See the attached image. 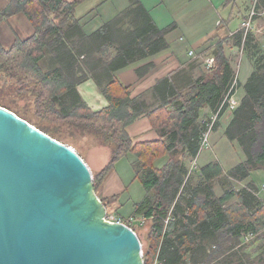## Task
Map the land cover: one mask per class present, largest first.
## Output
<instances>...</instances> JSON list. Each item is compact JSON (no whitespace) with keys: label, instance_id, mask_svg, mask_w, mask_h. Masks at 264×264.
I'll use <instances>...</instances> for the list:
<instances>
[{"label":"trees","instance_id":"obj_1","mask_svg":"<svg viewBox=\"0 0 264 264\" xmlns=\"http://www.w3.org/2000/svg\"><path fill=\"white\" fill-rule=\"evenodd\" d=\"M86 1L8 0L0 10V25L24 14L35 32L9 48L0 43V107L74 148L86 162L85 150L108 149L106 166L92 171L97 194L119 161L130 154L137 157L135 179L146 196L134 205L132 216L142 218L146 224L143 230L149 237L155 236L154 253L151 246L144 248L139 230L128 221L124 223L138 234L145 264H186L194 244L208 241L221 247L229 244L238 253L247 235L255 236L264 229V204L256 198L255 186L249 184L237 193L232 185L248 180L254 171H264V72H254L244 85L245 96L225 133L240 145L246 160L226 175L218 162L211 163L188 181L182 193L181 189L188 173L185 162L198 156L207 128L203 119L209 116L201 112L210 107L211 115L216 113L236 81L226 49L231 42L241 48L243 34L214 38L218 40L214 66L182 89L170 79L162 80L154 89L159 103L149 107L145 95L132 98L116 75L169 50L167 36L175 26L159 29L142 0H128L127 10L89 35L76 14ZM259 8L264 9V0ZM257 45L256 39L248 36L244 52L257 49ZM48 57L53 66L45 69L43 62ZM151 68L139 69L138 76H145ZM89 77L109 103L100 112L90 110L77 92V86ZM225 114L223 107L220 117ZM142 118L151 121L159 135L157 142L134 144L127 128ZM165 157L167 163L155 167L156 161ZM215 181L224 188L221 197L216 196ZM234 198L239 205L225 209ZM117 200L102 201L107 217L117 215L112 210ZM261 241L262 234L246 248Z\"/></svg>","mask_w":264,"mask_h":264},{"label":"water","instance_id":"obj_2","mask_svg":"<svg viewBox=\"0 0 264 264\" xmlns=\"http://www.w3.org/2000/svg\"><path fill=\"white\" fill-rule=\"evenodd\" d=\"M0 264H145L72 147L0 107Z\"/></svg>","mask_w":264,"mask_h":264},{"label":"crops","instance_id":"obj_3","mask_svg":"<svg viewBox=\"0 0 264 264\" xmlns=\"http://www.w3.org/2000/svg\"><path fill=\"white\" fill-rule=\"evenodd\" d=\"M7 2L8 0H0V10L6 6ZM142 3L159 29H165L172 25L175 26V29L167 36L170 46L169 50L155 57L135 63L116 75L119 83L129 89L132 98L145 95V102L149 107L157 106L159 103L154 89L162 80L170 79L178 89H182L192 80L201 77L203 74L202 68L206 67L205 64L210 60H214L213 54L218 40L213 39L218 36L228 37L230 32L235 33L239 31L242 21L248 16L253 6V0H142ZM129 6L128 0H87L78 6L76 14L82 20L81 24L84 31L90 35L104 26V24L115 19L127 10ZM96 8H98L97 12L89 16ZM219 21L222 22L221 26H218ZM34 32V28L27 17L24 14H17L1 23L0 43L4 47L9 48L18 39L26 40L31 38ZM259 40L256 39L260 47ZM230 45L233 46V42ZM233 48L235 47L233 46ZM262 48L264 49V41ZM191 51H194L199 58L191 57L189 55ZM229 52H232V50L228 49L226 53L228 57ZM202 62L204 63L201 65ZM50 65H52V60L48 57L43 62V67L48 69ZM148 65H152L150 71L145 76L139 77L137 71ZM77 92L93 112H100L109 106L101 88L91 77L77 86ZM244 96L245 92L242 99ZM211 112V108L207 107L201 112V115H211ZM232 119L233 113L226 114L222 118L221 123L218 124L215 133H218L224 123L222 140L238 144L236 141H230L225 135ZM127 132L134 140L135 145L153 143L159 140V135L148 118H142L131 124L127 128ZM93 154L94 165H90L89 163L88 165L92 171L99 172L108 163L110 153L108 149L98 147L93 149ZM243 154L244 160L242 162L246 160V155L244 152ZM136 160L137 157L130 154L127 158L119 161L98 192V196L102 201H109L112 198L118 197L112 210L124 221H129L133 218L134 205L140 203L146 196L145 190L143 193H140V191L138 193L137 189V195H133L132 192V188L138 182L135 179L133 169ZM189 160L191 159L185 162L187 171L189 170L188 162L192 161ZM167 161V157L160 159L156 161L155 167L160 169ZM232 161L230 170L242 163L236 162V160ZM211 163L209 162V164ZM209 164H206L204 167ZM198 174L196 173L194 177ZM249 184L255 186L257 191L255 196L264 204V198L260 194L261 191L253 181H250V178L242 183L235 182L232 185L236 192L239 193ZM214 185L215 189L217 187L221 189L222 194L216 195L217 197H221L224 193V188L219 181H215ZM262 189L264 190V186ZM233 200L237 199L234 198ZM129 206H131L132 211L126 212ZM141 219L139 221H144ZM250 236L247 235V239H244L245 241H243L242 246L244 243H247L246 241H248ZM194 248V252H190L186 256V264H236V260L238 264L256 263L252 260V256L248 255V248L244 246L241 249V254H243L241 257L238 254L239 252L232 253L229 244H224V246L222 244L221 247L218 243L212 244L208 241L202 244L195 243ZM255 253L256 251L251 252V254Z\"/></svg>","mask_w":264,"mask_h":264},{"label":"rangeland","instance_id":"obj_4","mask_svg":"<svg viewBox=\"0 0 264 264\" xmlns=\"http://www.w3.org/2000/svg\"><path fill=\"white\" fill-rule=\"evenodd\" d=\"M259 43L261 44V46L259 47V45H257V49H249V51H247L246 53L241 51V49L235 45H233L235 48H233V46L229 45L230 47H227L226 49V53L229 50H232V52H229V58L231 59L232 62V67L237 75L239 84H240V88L237 94V99L239 101H241L242 96L244 95V85L247 83L248 79L251 77V75L254 72H264V49L262 48V44L264 41V35L261 36V38H259ZM231 54V55H230ZM204 62L201 63V65ZM206 70V67L202 68V71L204 72ZM13 102V101H12ZM20 108H22V106H19ZM206 116H210V115H206ZM222 120V119H221ZM221 123V121H220ZM219 123V124H220ZM225 125L223 123L222 128L218 131V133H215V131H213V133L211 134L210 137V147L209 148H204L200 154H199V158H198V167L199 170H197L195 173H200L201 169L206 165L209 164V162L211 163H215L218 162L219 164H221V166L223 167L224 173L226 175V173L228 171H230V166L233 163L232 160H236V162H242V160H244V154H243V150L240 147L239 144L236 143H231L228 140H222V136H223V129H224ZM93 149H88L85 150L84 152V157L87 160V162L91 165H94L93 162ZM191 161V160H189ZM193 161V160H192ZM191 162H188V169H190L191 167ZM195 175V174H194ZM199 175V174H198ZM138 181V180H137ZM250 181H253L254 184L258 187V189L261 191L260 194H262V197L264 198V190L262 189V187L264 186V172L263 171H254L251 173L250 176ZM218 182V181H217ZM141 183L138 181L136 182V186L132 188V192L133 195H137V189H138V193L140 191V193L144 191V189L142 188V186L140 185ZM236 187V185H235ZM216 195L219 196L221 195V189L219 187H217L215 189ZM132 203V201H131ZM239 205V201L237 200H232V202L228 203L226 208L229 207H234ZM131 206H129L126 209V212H131ZM134 218V217H133ZM119 219L123 220L120 216L114 214L111 217L112 221H118ZM139 217L134 218L135 222L133 224H131L132 227L137 228L140 234V238L143 242V246L148 247L151 246V249L154 253L155 247H156V238L155 236L153 237H149L146 230L144 231L143 229L146 227L145 221H139ZM142 220V219H141ZM130 224V223H129ZM264 236V229H262V231L259 232V234L253 236L251 235L248 238V241H246L247 243H244V247H246V245H249L252 241H255V239H257L258 236L260 235ZM264 242H260L254 246H250V248H248L247 253H249L248 255L252 256V260L255 261L256 263H246V264H264ZM243 246L239 247V256L241 257L243 254L241 249L243 248ZM256 251L255 254H251V252ZM233 254H235L234 251H232ZM236 264H238V261L236 260Z\"/></svg>","mask_w":264,"mask_h":264},{"label":"built area","instance_id":"obj_5","mask_svg":"<svg viewBox=\"0 0 264 264\" xmlns=\"http://www.w3.org/2000/svg\"><path fill=\"white\" fill-rule=\"evenodd\" d=\"M259 2L260 0H253V6L248 16L242 21L240 30L235 33L230 32L228 35L229 38H232L236 36L238 33L243 34V43H242V47L240 48L242 53L244 52V45H245V42L248 36H252L255 39H259L261 38V36L264 35V9L259 8ZM221 24L222 22L219 21L218 26H221ZM189 55L193 58H199L197 54H195L194 51H191ZM205 66L207 70L211 69L214 66V60H210L209 62L205 64ZM238 84H239V81H238V78H236V81L231 86L226 97L224 98L221 108L216 113L210 115L208 119H203V123L206 124L207 128L201 137L199 153L204 148L210 147L211 134L213 133L216 126L220 123L221 119L223 118V117L222 118L220 117V113L223 107H226V114L233 113L234 111H236V109L239 108L241 101L237 99V94L239 91ZM197 162H198V156L195 159H193L191 163V167L188 170L187 176L185 178V182L181 189V193L183 189L185 188V185L188 183V181L194 176V174H196L195 172L199 170ZM111 217L112 216L107 217V219L112 221ZM168 221L169 220H167L166 223H168ZM112 222L124 223V221L121 219H119L118 221H112ZM134 222H135L134 218H131L128 221L130 225L133 224Z\"/></svg>","mask_w":264,"mask_h":264}]
</instances>
